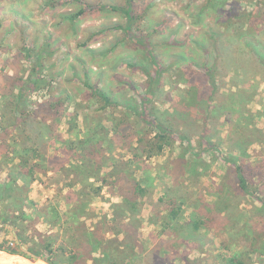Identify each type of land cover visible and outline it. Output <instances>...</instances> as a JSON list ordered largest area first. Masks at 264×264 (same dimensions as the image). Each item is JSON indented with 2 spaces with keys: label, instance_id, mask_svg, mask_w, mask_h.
<instances>
[{
  "label": "rangeland",
  "instance_id": "rangeland-1",
  "mask_svg": "<svg viewBox=\"0 0 264 264\" xmlns=\"http://www.w3.org/2000/svg\"><path fill=\"white\" fill-rule=\"evenodd\" d=\"M128 4L136 16L130 22L135 38L116 27L127 21L111 8ZM245 41L264 55V0H0V115L6 113L0 116V180L13 148L39 122L29 113L35 107L30 104L69 95L67 114L55 124L64 142L53 147V139L45 137L42 155L32 163L51 196L31 198L15 229L26 237L55 234L54 243L68 248L75 240L83 253L89 251L87 230L99 239L126 230V240L119 232L118 241L128 242L137 256L124 264H189L187 259L232 264L233 257L242 264H264V63L254 59ZM213 59L217 64L205 78ZM33 66L44 82L27 92L24 133L9 124L10 77L17 72L25 80ZM90 86L110 98L106 108ZM198 86L200 97L192 105L187 91ZM155 121L174 140L160 152L145 145L157 130ZM89 127L102 141L86 158L81 152L75 156L70 140L83 138ZM61 165L76 168L65 172ZM236 165L242 167L246 190ZM93 173L78 194L79 180ZM140 180L149 192L125 227L126 217L113 205L132 195ZM168 186L180 197L181 221L193 212L206 213L215 219L210 227H200L190 240L161 242L171 232L162 230L163 206L157 199ZM95 187H100L97 194ZM83 200L80 215L74 207ZM6 208L0 202V212ZM4 237L14 241L12 228L0 221V241ZM44 263L0 251V264Z\"/></svg>",
  "mask_w": 264,
  "mask_h": 264
},
{
  "label": "trees",
  "instance_id": "trees-1",
  "mask_svg": "<svg viewBox=\"0 0 264 264\" xmlns=\"http://www.w3.org/2000/svg\"><path fill=\"white\" fill-rule=\"evenodd\" d=\"M133 4H128L127 7H118V6H112L111 8L113 10H119L125 17L126 23L125 25H117L116 27L122 28L123 31L126 33V36H131V38H135V35L131 33V26L130 22L136 18V16L133 15ZM83 12V9H80L77 11V13L73 16L79 15ZM239 16V15H238ZM212 36L215 35V33H211ZM228 37H226L227 39ZM229 39V38H228ZM245 45L250 46V49L253 50V57L258 63H264V55L259 53L258 50L255 48V44L251 45V43L248 41L244 42ZM261 44V42H260ZM216 56L215 58H218L219 51L217 48H215ZM214 62L208 68L205 69V72L202 73L205 78L209 77L211 72L214 70L216 66V61L218 59H213ZM36 67H41V54L39 53L36 60ZM204 63V62H203ZM202 63V65H203ZM39 66V67H38ZM36 67H32L30 69V72L28 73V77L24 80L23 77H21L17 72H14L13 76L10 77L11 84H10V92L12 96V100L10 103V110H11V120L10 125L14 128H20L22 132L25 133L27 129L26 121L27 116L29 114H26V116L23 115V112L27 108V92L39 88L42 83L44 82V79L40 78ZM204 67V66H203ZM36 68V69H35ZM86 84H88L86 82ZM90 88L93 89V91L99 95L102 100L104 101V104L101 105V108H106L110 103V98L100 89L94 86H90ZM194 88V87H192ZM200 87L198 86V90L196 87V91L193 93L191 89H188L187 93V102L195 104L196 99L200 97ZM191 93L194 94V96L191 95ZM190 97V98H189ZM69 99V95L67 93H63L61 95H54L52 97H49L41 102H34L30 104V106H35L32 108V110L29 111V113L34 112L35 117L38 118L37 125L34 127L28 128V135H25L24 140L20 139L21 142L17 144L16 147L20 148V150H16V154H18V157L20 158V162L16 165V167L11 168L10 173L8 174V179L5 182H0V202H5V206L7 207L5 210L0 212V221H3L4 224L10 226L12 228V231L14 233L13 242H8V239L6 237L3 238V240L0 241V251L7 252L9 254L13 255H20L23 257H26L30 259L31 261H36L38 259H41L43 261H46L48 264H87V260H91L92 264H124L127 260L136 257L137 251H134L133 247H129L128 242H124L123 244H120L124 240H126L127 237V231L126 230H117L115 233V238H106L103 236V239H99L97 236L95 237V232L91 231L90 229L86 231V239L84 242L89 246L88 253H83L79 251L74 245L75 240L70 242V247H66L63 243L55 244L54 241L58 238L55 234L51 233H41L36 232L35 236L26 237L23 235L21 230H16L15 228L18 226V222L21 219L26 218V214L24 211V207L28 205V207H31L32 201L26 197V192L28 190V183L24 182L22 184H18L17 180L19 179H28L31 177L33 171L35 170V165H32V163L35 161L37 157H40L42 155V152L44 150V138L46 137V140L48 138L53 139V147H55V143L58 142H64V140L61 138V135L57 133L55 124L60 122L65 116H66V101ZM145 103V102H144ZM187 103L184 104L182 107L183 110L187 113L189 112V109L187 107H191L190 104ZM143 104V103H142ZM25 107V109H23ZM132 110L136 111V108H132ZM2 118L6 117V113L4 112L2 115H0ZM72 116L73 114H68L67 117ZM70 118V117H69ZM70 118V120L72 119ZM191 117H188V120H190ZM144 120L146 121L145 117ZM55 121V122H54ZM144 121V122H145ZM182 126L186 128L187 130V124L186 120L184 119ZM24 123V126H20ZM30 123V122H29ZM147 123V122H146ZM157 130L155 131L154 137L149 139L145 145H147L148 150L160 152L164 146L170 145L173 143V137L171 135L170 130L166 129L164 126H162L160 123H157L155 121ZM39 126H43L45 128V133L41 131V128L39 129ZM204 136V135H202ZM102 141V135L93 129V127L87 128V131L85 133V136L83 138H77L75 140H70V148L75 149L74 154L77 155L78 152L80 153V157L86 158V154H92L94 152V149L97 144H99ZM207 143V141H205ZM205 143V144H206ZM205 148H208L207 145H205ZM89 148L88 153H83V150H86ZM198 156H200L199 153H197ZM83 160V159H82ZM32 161V162H31ZM67 161L68 164H70L69 160ZM232 162H236V159H232ZM73 168H76L75 165H70V167L66 168L61 165L59 169H63L65 172H72ZM235 170L239 173L238 180L239 184L242 187L243 190H246V180L245 177L242 174V167L239 165H236ZM71 173V174H72ZM94 178L95 173L88 174L87 177L83 180H79L82 184V188L79 189L78 194H81L84 192V183L90 182L88 181L89 178ZM90 186L92 185L89 183ZM133 186V193L132 195H122V200L118 203H115L113 205L114 210L116 209L117 212L123 213L122 216L124 218L126 217V220L123 223V226L127 227L131 219L133 218V211H136L139 209L140 205V198H143L146 196L149 192L147 187L143 186L140 181L134 182ZM147 186V185H146ZM100 190V187H95L94 191L95 194H97ZM174 190V192H173ZM176 188L175 187H164L163 194L157 199L158 203L163 206V213L160 215L161 219V226L163 227L162 230L167 229L171 232L169 233L170 238L168 240H161V242H171V238H181L184 237L185 240H190L191 238L195 236V234L198 233L200 227L206 226L210 227L211 222H213L215 219L213 216L206 214V213H200L198 216L194 212L191 214L190 220L188 221H181L183 218L180 213V197H177L175 195H171V193H175ZM67 198V197H66ZM85 198V197H84ZM86 200V199H85ZM84 202H80L74 207V210L80 211V215H84ZM30 204V205H29ZM9 209H12L13 212H10ZM126 211V212H125ZM219 212V211H218ZM218 214V213H217ZM78 217H81V216ZM127 215V216H126ZM117 215L115 217H112V221L115 220ZM121 219V217H120ZM208 224V225H207ZM119 232H124V239L123 241H118V234ZM93 235V236H92ZM9 244V245H8ZM14 244V246H13ZM122 245L123 247H120ZM126 247V249H124ZM224 247H227V243L224 242ZM84 247L83 249H85ZM96 255H93V254ZM188 260V263L190 264V260ZM193 263L196 262L192 261ZM232 264H242L239 259L236 257H233L232 260H230Z\"/></svg>",
  "mask_w": 264,
  "mask_h": 264
},
{
  "label": "crops",
  "instance_id": "crops-1",
  "mask_svg": "<svg viewBox=\"0 0 264 264\" xmlns=\"http://www.w3.org/2000/svg\"><path fill=\"white\" fill-rule=\"evenodd\" d=\"M18 149L20 150V148H18L16 146L13 148V152H11V153H13V154H11L12 155L11 156L12 157L11 161H9L6 165L3 166L2 170H3V172L5 171L4 172L5 174L3 173V176L5 178H3L2 180H0V182L7 181L8 174L10 173L11 168H13V166L15 168L16 165L20 162V158L18 157V154H20V151H19L18 154H16V150H18ZM40 174H41V172H38L37 171V168H35V170L33 171V174H32L33 175L32 176V179L30 177L28 179H26V178L25 179H19L18 178V180H17V183L18 184H22L24 182H27L28 183V190H27V192H26L25 195H26V197L30 198V200L33 197H44V196L50 197L51 196L50 195V191H49V187L46 186L45 184H43L42 183L43 181L41 182L39 180V177L38 176H40ZM48 192H49V194H48Z\"/></svg>",
  "mask_w": 264,
  "mask_h": 264
},
{
  "label": "bare ground",
  "instance_id": "bare-ground-1",
  "mask_svg": "<svg viewBox=\"0 0 264 264\" xmlns=\"http://www.w3.org/2000/svg\"><path fill=\"white\" fill-rule=\"evenodd\" d=\"M6 260H9V258H7ZM9 262V261H8ZM43 263H44V261H43ZM45 264V263H44Z\"/></svg>",
  "mask_w": 264,
  "mask_h": 264
}]
</instances>
